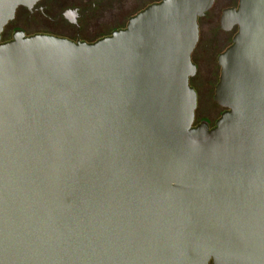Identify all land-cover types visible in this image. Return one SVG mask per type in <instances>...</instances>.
Instances as JSON below:
<instances>
[{"label":"water","instance_id":"95a60500","mask_svg":"<svg viewBox=\"0 0 264 264\" xmlns=\"http://www.w3.org/2000/svg\"><path fill=\"white\" fill-rule=\"evenodd\" d=\"M38 1L0 0V264H264V0L223 13L212 128L190 78L214 0L3 42Z\"/></svg>","mask_w":264,"mask_h":264},{"label":"rangeland","instance_id":"374dc122","mask_svg":"<svg viewBox=\"0 0 264 264\" xmlns=\"http://www.w3.org/2000/svg\"><path fill=\"white\" fill-rule=\"evenodd\" d=\"M132 2L133 0H113L111 3L105 1L106 5H104L103 10L98 11V14L92 17L91 26L88 31L84 32L83 36L91 41L95 37L93 34L98 30H105L131 15L130 12L136 11L134 10L136 5ZM233 2V0H218L213 10L200 19V37L192 55V60L198 67L196 75L192 78V84L200 93L196 108L198 121L205 117L215 121L221 115L213 97L219 76L217 58L228 47L231 36L224 32L221 27L220 13L223 8ZM18 16L17 23H21V27L29 35L46 31L56 36L75 38L71 30L68 29L69 25L66 26L68 28L65 27V24L62 26V19V23L56 22L39 12H35L31 18H27L24 12H18Z\"/></svg>","mask_w":264,"mask_h":264},{"label":"flooded vegetation","instance_id":"af4514ba","mask_svg":"<svg viewBox=\"0 0 264 264\" xmlns=\"http://www.w3.org/2000/svg\"><path fill=\"white\" fill-rule=\"evenodd\" d=\"M105 1L111 3V1H113V0H40L33 6L32 9H29L27 7H24V6H20L16 11V15H15L14 19L5 25V27L2 31V41L4 42V41L11 40L13 38L14 34L19 30L23 31L25 35L29 36V34H27V32L21 27V23H17L18 18H19L18 12H22V13L24 12L26 14L27 18H31L32 15L35 14V12H39V13L43 14L44 16L48 17L49 19H52L56 22H61V19H62L63 20V23L61 22L62 26H64L63 24H65V27L67 25H69V28L68 27H66V28L70 29L71 32L73 33L74 37H75L74 39H71V38H68V39H71L73 41L94 42L100 38L111 35L116 30H120V29L125 28L131 17L135 16L136 14H138L140 11L144 10L149 5L160 2L162 0H133L132 4L136 5V7L134 8V10H136V11L130 12L131 15H129L128 17L126 16L117 24H113L111 27H109L105 30H101V31L98 30V32H95V34H93V35H95L93 40L90 41L87 38H85L86 36H83L84 32L88 31V29L90 28L92 17L96 16V14H98V11L103 10L104 5H106ZM217 1L218 0H214L213 6L210 8V10L203 17L207 16L209 14V12H211L213 10ZM233 1L234 2L232 4L226 6L225 8H223L221 10L220 23H221V18L223 16V13L226 9L238 8L240 0H233ZM203 17H201V18H203ZM200 19H199V30H200ZM223 31L226 32L229 36H231V38L229 40V45H228V47H229L232 44L233 38L238 31V27L233 26L230 30H224L223 29ZM35 34H49V33L45 31V32H38ZM50 35H53V34H50ZM59 37H63V36H59ZM65 38H67V37H65ZM193 53H194V51H193ZM193 53H192V55H193ZM217 63H218V58H217ZM195 65H196V68H198L197 64H195ZM218 66H219V64H218ZM220 72H221V68L219 66V70H218L219 76L217 78V83H218L219 78H220ZM196 73H197V71H196ZM192 78H190V85H192L194 87V89L196 90L197 95H198L197 99H198L200 96L199 95L200 93L196 89L195 85L192 84V80H193ZM218 108L220 109L221 114H222V112L225 111V108H223L219 105H218ZM203 121H207L211 128L215 125V122H216V120L214 121L208 117L207 118L205 117L201 121H198L197 120V114L195 112V123H194V125H198V124L202 123ZM210 264H214V263L211 261Z\"/></svg>","mask_w":264,"mask_h":264}]
</instances>
